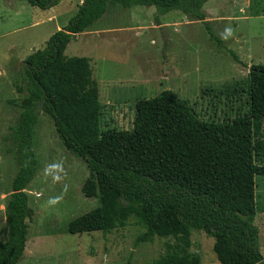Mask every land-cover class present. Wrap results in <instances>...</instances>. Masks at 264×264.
<instances>
[{
	"label": "trees",
	"instance_id": "1",
	"mask_svg": "<svg viewBox=\"0 0 264 264\" xmlns=\"http://www.w3.org/2000/svg\"><path fill=\"white\" fill-rule=\"evenodd\" d=\"M25 1L48 10L61 0ZM207 1L83 0L67 26L22 62L20 83L14 84L23 96L20 114L4 138L18 170L4 209L0 264H18L25 250L26 221L33 216L25 190L36 173L33 128L41 114L52 120L66 151L85 162L89 176L81 191L98 202L68 224L69 233L121 230L133 220L144 230L135 245L165 240L153 264H201L191 251L193 231L212 238L219 264H264L259 231L243 218L255 214L256 178H264V145L257 137L264 121V65L249 67L248 113L231 121L203 122L163 91L136 103L131 130L101 132L98 92L87 90V61L64 58L70 40L88 31L109 4L154 7L160 15L180 11L207 25Z\"/></svg>",
	"mask_w": 264,
	"mask_h": 264
},
{
	"label": "rangeland",
	"instance_id": "2",
	"mask_svg": "<svg viewBox=\"0 0 264 264\" xmlns=\"http://www.w3.org/2000/svg\"><path fill=\"white\" fill-rule=\"evenodd\" d=\"M82 2L61 0L40 10L25 0H0V211L18 170L4 138L20 114L23 96L14 84L20 83L22 62L43 50ZM202 12L207 25L180 11L160 15L154 7L109 4L88 31L70 40L64 58L87 60V90L98 92L101 132L131 130L136 103L163 91H171L203 122L223 123L248 113L249 67L264 65V0H208ZM257 137L264 145V121ZM32 151L36 173L25 192L33 216L26 221L18 264H153L163 253L164 239L135 245L144 230L133 220L121 230L69 233L71 221L98 207L97 198L87 199L81 191L89 176L86 164L66 151L45 114L33 128ZM259 163L264 165V157ZM255 193L256 212L243 218L257 227L264 257L263 177L256 178ZM6 239L7 226L0 222V245ZM190 240L201 264H219L212 238L193 231Z\"/></svg>",
	"mask_w": 264,
	"mask_h": 264
},
{
	"label": "water",
	"instance_id": "3",
	"mask_svg": "<svg viewBox=\"0 0 264 264\" xmlns=\"http://www.w3.org/2000/svg\"><path fill=\"white\" fill-rule=\"evenodd\" d=\"M0 222H5L4 210L0 211Z\"/></svg>",
	"mask_w": 264,
	"mask_h": 264
},
{
	"label": "crops",
	"instance_id": "4",
	"mask_svg": "<svg viewBox=\"0 0 264 264\" xmlns=\"http://www.w3.org/2000/svg\"><path fill=\"white\" fill-rule=\"evenodd\" d=\"M205 14V13H204ZM205 18H206V14H205ZM95 31V30H94ZM96 32V31H95ZM97 34V33H96ZM75 37H77V36H75ZM65 53V52H64ZM64 57H66L65 56V54H64ZM67 60V59H66ZM87 61V60H86ZM88 76H89V69H88V75H87V82H88Z\"/></svg>",
	"mask_w": 264,
	"mask_h": 264
}]
</instances>
